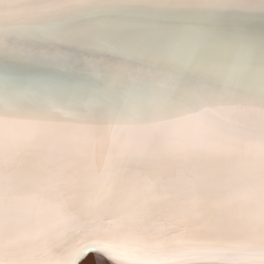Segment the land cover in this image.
<instances>
[{"label":"snow or ice","instance_id":"snow-or-ice-1","mask_svg":"<svg viewBox=\"0 0 264 264\" xmlns=\"http://www.w3.org/2000/svg\"><path fill=\"white\" fill-rule=\"evenodd\" d=\"M264 264V0H0V264Z\"/></svg>","mask_w":264,"mask_h":264},{"label":"bare ground","instance_id":"bare-ground-1","mask_svg":"<svg viewBox=\"0 0 264 264\" xmlns=\"http://www.w3.org/2000/svg\"><path fill=\"white\" fill-rule=\"evenodd\" d=\"M92 259L97 260L99 264H110V261L108 259H106L102 254L98 253H89L80 261V264H87Z\"/></svg>","mask_w":264,"mask_h":264},{"label":"rangeland","instance_id":"rangeland-1","mask_svg":"<svg viewBox=\"0 0 264 264\" xmlns=\"http://www.w3.org/2000/svg\"><path fill=\"white\" fill-rule=\"evenodd\" d=\"M87 264H99L97 260L92 259Z\"/></svg>","mask_w":264,"mask_h":264}]
</instances>
